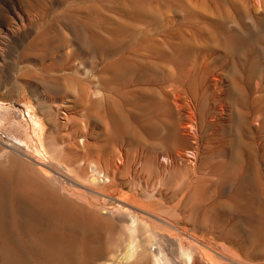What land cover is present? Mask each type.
Returning a JSON list of instances; mask_svg holds the SVG:
<instances>
[{
  "label": "rangeland",
  "instance_id": "obj_1",
  "mask_svg": "<svg viewBox=\"0 0 264 264\" xmlns=\"http://www.w3.org/2000/svg\"><path fill=\"white\" fill-rule=\"evenodd\" d=\"M0 140L135 215L125 264H264V0H0Z\"/></svg>",
  "mask_w": 264,
  "mask_h": 264
},
{
  "label": "bare ground",
  "instance_id": "obj_2",
  "mask_svg": "<svg viewBox=\"0 0 264 264\" xmlns=\"http://www.w3.org/2000/svg\"><path fill=\"white\" fill-rule=\"evenodd\" d=\"M3 143L0 140V152H3L0 166H4L0 167V264H98L109 253L116 264L128 262L127 250L137 240L134 227L139 222L135 215L122 214L117 221L106 222L103 216L65 195L71 187L57 186L50 169L38 173L34 167L38 158L26 160L23 152L13 146H8L11 150L7 153ZM11 156L15 158L10 159ZM127 221H131L129 231ZM125 245L130 246L125 249ZM138 245L133 264H142L149 252L159 264L166 263L160 245L159 255L142 240ZM174 253H181L186 264H194L193 253L186 255L177 250Z\"/></svg>",
  "mask_w": 264,
  "mask_h": 264
}]
</instances>
